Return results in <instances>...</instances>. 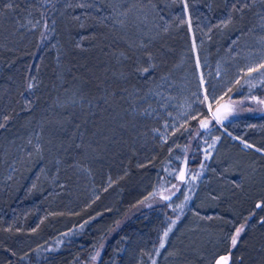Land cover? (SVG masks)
<instances>
[{"label": "trees", "instance_id": "1", "mask_svg": "<svg viewBox=\"0 0 264 264\" xmlns=\"http://www.w3.org/2000/svg\"><path fill=\"white\" fill-rule=\"evenodd\" d=\"M6 3L0 2V115L8 114L12 119L6 129H0V150L5 141L24 137L28 128L36 126L44 158L58 161L49 173L56 178L51 188L49 182L39 187L33 175L49 165L33 161L21 173L18 185L16 179L6 186L0 184V264H88L98 249L101 254L96 264H120L127 240L143 231L153 248H158L171 221L176 220L173 229H177L178 219L188 217L186 211L168 209L169 202L157 204L161 193L183 186L187 173L196 175L205 167L209 170V190L197 181L189 200L200 208L197 202L208 203L206 192L210 194L216 180L222 186V181L228 183L223 191L214 189L215 212L206 222L215 238L223 240L218 254L228 251L224 236L252 216L233 250V259L237 264L239 257H243V264H264V224L260 223L264 211L254 207L264 200V153L255 151L264 149V109L256 106L257 100L264 99V82L259 73L244 75L249 66L264 58V4L257 0L241 13L231 9L235 0H189L190 30L187 23L180 22L188 19L181 0H17L14 11L8 10ZM80 4L90 6L81 8ZM112 5H119L120 12L128 14L124 26L122 19L113 15L118 10L111 9ZM30 11L39 25L25 36L11 38L16 21ZM228 14L232 15L231 24L216 27ZM137 17L141 21L136 23ZM79 21L84 25L81 33ZM82 37H88L82 40L84 51L75 48ZM142 41L158 56L157 72L147 79L136 75L127 81L117 79L121 71H131L132 67L131 60L119 62L120 54L139 55L142 50L137 46ZM197 56L209 91L219 97L232 88V113L222 124L213 121L204 130L199 120L211 115L193 102L198 89ZM180 64L183 68L175 73ZM29 77H35L38 84L34 93L26 91ZM187 77L186 86L179 87ZM237 79L240 84L235 83ZM122 89L130 95L125 98ZM156 90L159 96L150 99L148 94ZM113 92L120 94L110 95ZM25 97L35 101L31 112L23 110ZM72 97L83 103L72 107L67 101ZM102 97L111 100L116 109L147 108L142 120H136L142 124L138 133L145 136L143 143L140 138L139 144L132 143L137 134L124 132L110 121V107ZM145 98L147 101L140 104ZM184 98L194 108L191 117L172 131L166 142L155 140L154 144L150 130L160 127L162 117L157 120L149 114L160 113L158 109L165 107L162 99L170 103ZM52 112L64 119L65 130L48 126L56 119ZM193 115L198 119H192ZM233 137L255 147L243 149ZM45 139L54 143L52 148L45 146ZM73 142L83 143V150L75 148ZM213 143L214 147H209ZM206 152L211 153L208 160H204ZM1 161L0 157L3 169ZM74 162L88 167L92 175L101 174L102 182H92L90 187L94 188L93 199ZM184 162L186 179L180 182L177 174ZM251 173L254 178L248 180ZM224 176L229 179L224 180ZM153 200L156 205L150 206ZM26 253L27 260H20ZM142 264H151L149 257Z\"/></svg>", "mask_w": 264, "mask_h": 264}, {"label": "rangeland", "instance_id": "2", "mask_svg": "<svg viewBox=\"0 0 264 264\" xmlns=\"http://www.w3.org/2000/svg\"><path fill=\"white\" fill-rule=\"evenodd\" d=\"M112 2H116V0H112ZM121 8V7H120ZM111 9H116L118 12L114 10V16L115 18L122 19L123 23L122 25L124 26L125 19H127V15H124V11L120 12L119 5H112ZM143 14V12H142ZM137 16V15H136ZM4 17V16H2ZM143 19V17H142ZM31 20L33 23H35L37 20L33 17V12L30 11L27 16H25L22 20L16 21V26H15V34L11 35V38H15L16 36H25L26 33L33 31L31 28V25H29L28 21ZM128 20V19H127ZM134 21L137 23L141 21L139 17L134 18ZM21 25H24L21 27ZM81 21H79L78 24V29L79 33H81ZM21 34V35H20ZM10 36V35H8ZM17 36V37H18ZM78 40V39H77ZM79 41V40H78ZM135 41V40H133ZM135 44V43H134ZM186 62L184 59L181 64ZM177 65L174 68L175 73L180 71L183 66L182 65ZM200 69H198L199 73ZM189 78L187 77L183 81L179 82V87L181 86H186V84L189 82ZM150 99L157 98L159 95L156 91H152L149 94ZM162 98V97H161ZM165 98H168L166 96ZM186 99L184 98L183 101H178L175 100L170 101V103L166 100L162 101L165 103V107L158 109L160 110V113L158 115H153L152 112L149 114L150 117H157V120L159 116H161V120L159 122L160 127H152L150 130L151 134V141L157 140L158 142H163L168 137L170 136V133L174 130H176L178 127L181 126L184 121L189 119L194 112V108L192 105L188 104L187 102H184ZM70 102V105L75 106V105H81L83 102L81 100H78L74 97L72 99L67 100ZM75 101V103H73ZM143 101H147V99H143L142 102L140 101L139 103H143ZM106 105H109L110 111H111V118L110 121L115 122V124H118L117 126L121 129H123L124 132H129L131 134H137L135 138L132 139V143L134 142L135 144H139L140 142L143 143V140L145 138L144 135H140L138 133L139 129H142V124L138 123L136 120L141 119L142 116L146 115V112L144 110H141V106L137 107L135 109V112H133V109L130 107L129 109L127 108H122V109H116L115 106L113 105L111 100H108ZM167 105V106H166ZM72 106V107H73ZM164 106V105H163ZM259 108L264 109V104H257L256 105ZM112 107V108H111ZM57 109H61L60 105L57 104L56 106ZM155 109V108H154ZM154 111V110H153ZM156 109L154 113H156ZM54 114V112H52ZM148 113V110H147ZM55 115V114H54ZM211 115V113H210ZM54 121L48 122V126H52L53 130H56L58 128H62L65 130L64 127V119L60 118L58 114L55 115ZM152 121V120H151ZM142 122V121H141ZM167 122L168 127L165 128L164 125ZM139 124V125H138ZM145 124V123H144ZM143 128L146 130L148 129L147 124L144 125ZM150 126V125H149ZM58 127V128H57ZM159 130L157 132L156 130ZM38 128L35 126H31L30 128L27 129L26 131V136H18L15 137V139H8L5 141V144L3 148L0 150V157H1V162H2V168L0 169V184L1 185H8V182L16 179L15 185H18L19 179L21 177V173L24 171V169L27 170V167L30 168L31 166V161H33V164L37 163H46L49 165L47 168H41L40 171L36 174V171H33V175L37 176L36 179L38 181V186L42 187L46 182L49 184V187L51 188L53 183L55 182L56 178H51L50 174L52 167L55 168V165H57V161L55 158L53 159H45L43 156L44 150H41V142L39 141L38 137ZM132 136V135H131ZM153 136V137H152ZM208 136V133L205 135V137ZM157 139H156V138ZM138 138H140V142L138 141ZM233 139H238L236 137H233ZM240 142L241 140L238 139ZM31 141V144L29 143ZM45 146L49 145L51 148L53 147L52 142L46 141L45 139ZM49 144V145H48ZM156 144V142H154ZM37 145H39V151H37ZM146 147V144H145ZM241 147L243 149H248L245 148L244 145L241 143ZM47 152H50V149H47ZM83 161H87L85 158ZM74 165L76 166V172L77 174L81 175L80 177L82 178L84 182V188L86 191H90V199H93V189L90 188L93 184L95 183H101L102 182V177L101 174H98L96 171V175H92V170L88 172V167L82 166L81 164H78L77 162H74ZM40 166V165H39ZM209 170L205 167L204 169L200 170L199 174H190L188 175L187 173V179L186 182L183 186L178 185L177 188L171 192H162V196H169L171 194H175V199L169 201L168 209L181 213L186 211L185 216H188L184 219H178L180 222L177 221L178 228L176 227L173 229V231L169 234V237L166 241V248L161 250L160 256H158V261L157 264H192L193 262H196L197 264H208L209 259L215 254V255H220L218 254V251L221 247L222 239H216L214 236V233L212 230L207 229V221L209 220V217H212L213 212H215V204L213 201L217 199V197L214 194V189L218 191H223L224 187L228 183L226 181L224 182V185H221V181L216 180L214 185L215 187L210 190L209 192H206L205 198H207L208 203H203L200 204L197 202L198 205H200V208H196L195 206H192L191 200L185 201V197H190V192L191 189L193 188L194 184H197V181L199 183L200 187H203L205 189L209 190V175H208ZM178 175V174H177ZM248 180L251 178H254V174L251 173V175H247ZM228 177V176H227ZM223 177V179L227 180L229 178ZM12 178V179H11ZM238 179V178H237ZM97 181V182H96ZM209 181V182H208ZM220 183V184H219ZM222 186V187H221ZM173 192V193H172ZM213 192V194H212ZM160 195V194H158ZM174 197V196H173ZM213 197H216L213 199ZM165 202L163 198H160L157 200V204H161ZM184 205V210L178 208V205ZM150 206L156 205V201L153 200L149 202ZM139 209V208H138ZM141 209V208H140ZM139 209V210H140ZM138 210V211H139ZM144 233V234H143ZM136 237V238H135ZM135 238V239H134ZM128 246L126 247L125 251L123 252V260L120 264H142L143 259L146 257V259L149 257L147 254H152L155 255V251L157 248H153L154 246L152 245V242H150V238L148 235L143 231V232H136L135 235L127 240ZM97 252L101 254V249H98ZM96 252V253H97ZM94 253V255H96ZM171 253V254H170ZM92 255V256H94ZM99 257L95 261L90 259L91 261L88 264H96L98 261Z\"/></svg>", "mask_w": 264, "mask_h": 264}, {"label": "snow or ice", "instance_id": "3", "mask_svg": "<svg viewBox=\"0 0 264 264\" xmlns=\"http://www.w3.org/2000/svg\"><path fill=\"white\" fill-rule=\"evenodd\" d=\"M0 2H2V0H0ZM257 2V0H235V3H233L231 5V9L233 12H243L245 9H250L252 5H254ZM260 3L264 4V0H260ZM181 5H182V9L184 11L185 14L188 15V19L187 21H185L184 19H181V24L183 23H187L189 29L191 30L192 24H191V14L189 13L188 9H189V0H181ZM90 5H85V4H80L79 7L84 8V7H88ZM17 7V0H7L6 3V8L10 11H14ZM0 15H3V12L0 11ZM43 15V14H42ZM124 15H127V13H124ZM76 19H79V17H76ZM161 19H163V17H161ZM261 19L264 20V16H261ZM232 22V15L228 14L226 16L225 19L220 21V24L216 25V27H220V28H226L228 27L229 24H231ZM29 25H31L32 29H35L40 21H36L35 23H33L31 20L28 21ZM53 23H55L53 21ZM45 24V28L48 27L47 25V21L45 20L44 22ZM24 25H21V27H23ZM81 27H84V25H81ZM261 27H264V24L261 25ZM167 27L164 28V31L167 32ZM42 36H44V33H41ZM88 37H82L80 42H76L75 43V48L79 49L81 51L85 50V47L82 43L83 39H87ZM94 39V37H93ZM262 42H264V37H262ZM131 47V45H130ZM148 43L142 41L137 48L141 49L142 51L140 52L139 55L137 54H133V56H128L125 53H121L120 54V59L119 62L121 64H123L125 61L127 60H131L132 61V67H131V71H121L119 73V76H117V79L120 80H124L127 81L129 79L130 76L132 75H136L139 77H142L144 79H147L149 76L155 74L157 72V69L160 67V64L157 62L158 61V56L152 52H150L148 50ZM196 44H195V40H193V51L196 50ZM59 59V58H58ZM202 66L200 64L199 61V57L197 56L196 59V68L200 69ZM72 69H68V71H71ZM264 58L261 59V61L253 66H249L247 68V71L244 73L245 76H251L252 73L256 72L259 73L261 78H262V82H264ZM113 75H115V73H113ZM217 75H219V72L217 73ZM79 79V78H76ZM162 79H167V77H162ZM198 89L197 92L193 93V97L194 99V103L197 105H202L205 108H207L208 113H211V118H205V119H200L199 120V125L200 128L202 129H208L209 125L212 124L213 121H215L216 124H222L223 121L227 120L229 115L232 113V99L231 96H229V93L232 92V88H229L223 95H220L219 97L215 94V91H209L208 88V80L205 77V74L203 73V71H199L198 76ZM35 81V77H29L28 78V82L26 85V91L29 93H34V90L38 87V84L34 82ZM236 84H240V80L237 79L235 81ZM81 93L83 92V89H80ZM122 94L124 95V97L126 98L127 95H130V93H128L127 89H122ZM120 93H110V95L112 96H116ZM23 95V94H22ZM225 96H228V101L225 103H221V101H224ZM82 99L84 98L83 96L81 97ZM102 99L106 101L105 97H102ZM253 100H257V97L253 96L252 97ZM25 106L23 108L24 111H28L31 112L35 101L33 99H30L28 97H25ZM258 103L260 104H264V99H260L257 100ZM73 103H75V101H73ZM133 112H135V109L133 108ZM146 114H147V110H145ZM12 117L8 114H3L0 115V129H6L11 121ZM192 119H198V117L196 115L192 116ZM165 128L168 127L167 122L164 125ZM157 132H159V130H156ZM219 137H216V140H219ZM166 142V141H165ZM29 143L31 144V141H29ZM241 143L244 145L245 148L248 149H252L255 146L253 144H250L246 141L241 140ZM73 146L77 149H81L83 150V143H75L73 142ZM91 147V146H89ZM209 147H214V143L212 145H209ZM39 145H37V151H39ZM256 152H260V153H264V149L262 148H255ZM211 157V153L206 152L205 156H204V160H208ZM205 165L202 163L201 164V168H204ZM185 176V173L183 171L180 172V179L183 180ZM113 181L111 180V178L109 177V187L112 186ZM233 185L234 186H238L236 184L235 181H233ZM173 187H176L175 185H173ZM107 190V189H105ZM99 197H97L98 199ZM216 197H213V199H215ZM163 199L168 200L170 199V197L165 196L163 197ZM189 199V197H185V201H187ZM180 209H183L184 205H178L177 206ZM256 209L262 210L264 211V200L257 202L254 206ZM252 215H255V213H253ZM252 216H249L248 218H246L245 223L244 224H240L239 226H234L233 230L226 234L224 236V240L228 243V251L226 254H222V255H213L209 261L208 264H237V260L233 259V250L236 249L238 243L240 242L241 236L245 233L246 231V227H247V221L249 219H251ZM209 219H211V217H209ZM261 224H264V218H262L260 220ZM176 224V220H172L171 221V226L167 227V229L165 231H163V235L159 240V247L156 249L155 251V257L160 256L161 254V250L166 248V241L169 237V234L173 231V226ZM171 254V253H170ZM11 255L15 256V252H12ZM149 255V259L151 260V264H157V260L156 258H154V256L152 254H147ZM100 256V253L97 252L96 255L92 256L91 259L93 261H95L97 259V257ZM28 258V254L26 253L24 256H21L19 259L20 260H27ZM239 261V264H243V257H239L237 258ZM9 264H11V261L9 262Z\"/></svg>", "mask_w": 264, "mask_h": 264}, {"label": "water", "instance_id": "4", "mask_svg": "<svg viewBox=\"0 0 264 264\" xmlns=\"http://www.w3.org/2000/svg\"><path fill=\"white\" fill-rule=\"evenodd\" d=\"M225 102H227V101H222L221 103H225ZM202 129V128H201ZM202 130H204V129H202ZM181 171H183L184 173H185V176H184V179L183 180H181L180 179V172ZM186 171H187V163L186 162H184L183 163V165L181 166V169H180V172H179V174H178V176H177V180L178 181H180V182H184L185 181V179H186ZM173 194H171V195H169L168 197H170V199H168V200H165V202H169L172 198H173ZM160 197L161 198H163V197H165V196H162V195H160Z\"/></svg>", "mask_w": 264, "mask_h": 264}]
</instances>
